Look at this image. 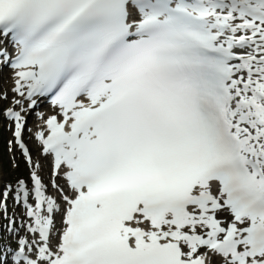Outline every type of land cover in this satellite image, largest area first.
<instances>
[{
	"label": "snow or ice",
	"instance_id": "obj_1",
	"mask_svg": "<svg viewBox=\"0 0 264 264\" xmlns=\"http://www.w3.org/2000/svg\"><path fill=\"white\" fill-rule=\"evenodd\" d=\"M3 68L0 264H264V0H0Z\"/></svg>",
	"mask_w": 264,
	"mask_h": 264
},
{
	"label": "rangeland",
	"instance_id": "obj_2",
	"mask_svg": "<svg viewBox=\"0 0 264 264\" xmlns=\"http://www.w3.org/2000/svg\"><path fill=\"white\" fill-rule=\"evenodd\" d=\"M4 104L0 101V109ZM8 134L5 131V128L0 129V170L2 171L3 183L6 184V175L9 171L17 172L18 176L22 175L25 171L28 170V166L24 163L20 164L17 160V156L14 151H9L7 149V143H4L7 140ZM14 168V169H13Z\"/></svg>",
	"mask_w": 264,
	"mask_h": 264
},
{
	"label": "bare ground",
	"instance_id": "obj_3",
	"mask_svg": "<svg viewBox=\"0 0 264 264\" xmlns=\"http://www.w3.org/2000/svg\"><path fill=\"white\" fill-rule=\"evenodd\" d=\"M3 90L5 91V92H7L8 91V87H7V85H3ZM42 163V165H43V171L41 172V176H43V175H45L46 174V167H45V165H46V162H45V159H39Z\"/></svg>",
	"mask_w": 264,
	"mask_h": 264
}]
</instances>
